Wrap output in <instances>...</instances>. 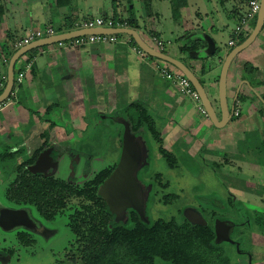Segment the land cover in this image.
<instances>
[{"label":"flooded vegetation","instance_id":"obj_1","mask_svg":"<svg viewBox=\"0 0 264 264\" xmlns=\"http://www.w3.org/2000/svg\"><path fill=\"white\" fill-rule=\"evenodd\" d=\"M240 1L242 5L246 6V0ZM130 8L133 9V7L129 5L127 10ZM244 11L245 9L242 11V13ZM236 14L238 20V17L241 13L238 11ZM253 21L254 20L249 22L248 30L242 32L233 46L243 41L248 36L254 26ZM197 33L201 35H209L204 32ZM259 35L256 37V39L259 37ZM199 38L200 42H198L200 45H198V47L204 50L207 47V43L202 40L200 36ZM187 46L192 47L190 50H187V52L192 51L195 48L193 44ZM233 46L228 47L232 48ZM185 64L191 69V66H189L187 63ZM248 64L252 65L251 63ZM258 71L261 70L257 69V66L254 65H252V70L248 68L243 69L242 78L236 82L235 86L233 87L232 96H229L231 101H228V104H233L232 116L222 127H217L211 122L206 111L201 105L203 109V116H205V118L211 122L212 128L213 126L217 128L212 130H221V128L225 127L228 122H235L243 116L239 102H244L249 99V103L247 104H250L251 102L253 103L254 100H257L260 108L254 107V105L251 103L250 107H252L253 111L251 113V118L247 120H250L254 127L256 126L257 134L255 140L247 142L249 139V131L247 129H243V126L236 127V132L230 131L231 129H228L230 133L229 135H231L232 132L236 133L237 138L235 141L233 136H231V139H228L227 135L225 136L226 139L233 142L236 148L234 152L227 154L221 153L220 150L215 149V145H211L212 147L207 148V151H204L202 148V150L196 152L198 154L201 153L200 155L202 157L209 154L213 155V157L216 159L210 160H212L213 165L217 167L227 166L229 168L236 167L239 169L242 166H245L246 173L252 177L256 176L258 167L264 168V77L260 78ZM17 75L18 71H15L14 67V85L10 95H12L13 90H18L22 84L23 78L21 83L18 84L16 80ZM68 76V79L71 81H73L72 79L75 78L70 75ZM196 76H198L199 80L202 81L200 82L203 84V86L205 83L209 86V83L206 82L205 79L200 77L198 74H196ZM218 76L214 77V80L212 79L210 83L211 86L214 83L217 85ZM74 84L71 86H74ZM83 84H85V81H83L80 86ZM67 86V90L70 92L69 87L71 86ZM2 91L3 89L0 91V93ZM125 91L126 90L122 92ZM246 92H249L250 94H245ZM119 93L118 101L115 103V105H118L119 107L114 108L115 105L112 107L115 111H113V117L116 121V124L118 125V128L114 129L110 133L109 139H107L110 144V149L116 155V159L103 167L93 166V162H96L97 157L88 152L89 145L82 144L83 136L86 132L85 114H82L81 116L76 115L75 124L68 129H62L61 126H59V128H54L53 122H47V126L51 128H43L41 131L37 130L39 134H36V137L39 141L33 146L27 145L29 138L28 135L21 136L20 134L13 131H11V133L6 131L9 133V135L6 133L7 136H5V138L7 139L8 137L10 145L3 144L5 138L4 136H1L0 187L3 184L5 185V189L1 190L0 188V221L4 224L6 229L0 227V232L7 234L12 233V239L18 244L26 247L33 246L37 243H39L41 246L46 244L49 240H51V238L55 237L58 232L57 229L53 227V224L55 223L53 221L54 217L59 214L63 215V213H67L66 216L72 221L76 217L72 212H67V210L63 211V209H65L64 202L66 203V200L72 198L74 195H69L68 192H75L78 189L77 193L82 195L83 198L85 197L88 200L102 202L101 209L104 215L107 216L108 228H111L110 220L112 219L117 223L127 225L129 218H131V222L134 224L133 228L136 225H141L142 222L144 224H154L160 219L163 221H186L189 225L202 226L207 234H210L207 239L210 245L214 246L211 247V250L212 248L214 250L216 249L220 254V258L225 260V264H254L255 259L253 258V249H255V246L250 241V238L251 235L255 233L263 236L264 238V191H255L253 187L251 189L249 184H245L242 189L240 188L242 192H250L251 198L248 199V203L246 204L248 212H251L250 214L241 213L240 211H242V208L235 207L233 201L228 198L227 204L224 205H218L216 201H213L214 205L212 209H205L193 205H184L179 210V216L177 217L171 216L169 218L154 219L151 215L150 207L156 202H159L163 205L172 204L174 200L177 199L178 194L168 191L171 187V181L169 178L164 177V174L161 172L150 169L149 164L151 152H153V150L151 147V140L149 139L147 132L151 135L150 137L153 139V141L158 144L157 152L170 168H176L178 165V159L174 152L178 151L179 149L176 148V146L172 148L164 147L161 132L156 124L155 118L146 107L147 105L145 106L142 101L137 99H128L126 94L121 95ZM132 102H140L144 107L147 108L150 116L154 120L155 127L159 132L158 136L152 133L150 130L145 129L143 126H139L137 128L132 127L133 125L131 121H129L128 117L129 112L133 111V113H137L135 105L131 107L129 106V104ZM212 106L216 111V117L218 121H220L218 97L217 106H214L213 104ZM111 112L112 110L108 111L107 113H103L98 109L97 114L103 118H110L111 116L108 115L112 114ZM123 119H125L129 124L131 133L135 135V138L141 136L147 147V163L141 167V169L137 170V178L141 185L142 196H146L145 216L148 219L147 221H144L140 214L132 208H127L125 215L122 217L123 219L116 221L115 214L110 212L105 199L99 194L98 191L99 187L110 176L118 163L125 132ZM56 130L58 134L55 135ZM105 133L103 128L100 127L99 135H97V137L93 140H96V142H99L100 144L102 136L105 135ZM67 141H73L74 145L70 147ZM241 141H243L244 149L247 151H244L245 154H248L250 151L255 152L258 154V160H251L249 158L241 159L242 153L238 147ZM161 148L165 149L169 154H171L175 158V161L167 160V158L160 152ZM183 152H185L189 158L193 159L186 150H183ZM230 194L233 195L231 192ZM58 207L60 208V213L56 211L58 210ZM222 208H225L223 210H226L224 211L226 215L218 211ZM189 216L194 219H196V216H198V219H200L199 221L201 222H191V220L188 218ZM74 223L76 222H73V227ZM67 227L72 230L73 235L76 237L78 227H74V230L73 228L71 229V226ZM252 227L253 229L250 230ZM247 228H249L250 231ZM216 231L217 233L219 232L220 238L225 239L221 240L220 242H216ZM245 240L248 241L249 246L242 248V242ZM258 248H262L264 250V246ZM13 252L14 245H10L6 248H0L1 260H10L12 258ZM236 255L237 257H235ZM262 261L264 264V257ZM1 262L2 261H0V263Z\"/></svg>","mask_w":264,"mask_h":264},{"label":"rangeland","instance_id":"obj_2","mask_svg":"<svg viewBox=\"0 0 264 264\" xmlns=\"http://www.w3.org/2000/svg\"><path fill=\"white\" fill-rule=\"evenodd\" d=\"M52 1L53 0H51V2ZM110 1L111 0H73L70 5L66 6L64 9L59 10L60 14H56V17L53 16L52 19H50L53 23H57L59 22L58 16H61L63 12L67 13L68 17H72V11L75 13L73 17H76L77 19L92 15H102L101 13L97 12L94 6H98L97 9H99V7H103L104 12L106 13H104V15H107L108 17H124L123 15H125V12L119 10H117V12L115 11L116 13L112 14L110 9ZM2 2H4V0H2ZM157 2V6L162 10H164V7L165 10H168V3L166 1L158 0ZM197 2V7L202 13H204L206 11L207 4L204 2V0H197ZM209 2L214 3L215 7L217 6L216 8L220 12L219 15L220 17H222V22L224 23L225 27L223 32H220L219 34H216L214 36L217 42V48L214 55L206 56L203 52L200 53V59L205 68H209L215 61L218 60V57L223 58L225 56V53L230 48L228 47L227 42L229 40L231 31L234 29L237 23L235 17L229 20L225 18L224 10L220 7L219 0H210L208 1V3ZM133 3L134 9H132V11L136 13L135 15H137L139 18H146L147 13L145 6H143V4L138 0H134ZM226 7L228 10H230L233 7V2L230 1L228 6ZM245 7L246 6L242 4L236 5V9L239 11V13H242ZM126 16L129 15L126 14ZM21 20L23 19L21 18ZM31 26L33 25L31 23H28L24 19L17 27L15 33L17 35H25L31 28ZM155 26L161 33L159 34L161 40H163L165 44V51L170 56L178 57V53H176L175 50L176 46L178 45L179 38L176 33L171 35L172 25L170 24V22L165 20L164 18L158 17L155 20ZM182 29V32L184 33L186 29ZM189 31L190 32L186 30L185 33H187L188 36H191L190 38H196L195 36H197V38L198 36H203L197 33L195 29ZM120 36H123V34H121ZM181 43H183L182 40ZM41 48L46 49V47L44 46ZM125 51L130 53L131 58H136V56L131 53L129 49L126 48ZM253 51L256 52L255 59L258 62L256 65L257 69H260L264 72V29L262 30L259 37L255 40V42L251 44L246 53H251ZM32 53L38 57L37 65L43 58L46 57L45 54L40 55L37 49H34ZM246 58H250V56H247ZM22 59L23 58L20 57L16 61L15 70H17L21 65ZM156 63L157 68L160 65L165 64V62L162 61H157ZM153 71H156L158 74H160L158 69H155ZM162 78L168 80L169 82H172L163 76ZM54 83H56V87H48H50L52 91H54L53 96H55V98L53 99V102L56 103L52 106V110H50L48 114L45 113V115L42 113L41 106L38 107L36 103L27 101L28 95L26 94V92H24L23 95L20 91L16 95V102L18 105L16 103L14 104V115L17 116L16 119L17 121H19L18 123L21 127H24L23 125H25V135L29 136L27 145L33 146L38 143L39 140L37 139L36 134L39 133L37 130L41 131L43 130V128H51L46 124L48 121L53 122L54 128H59V126H61L62 129H68L75 124L76 115L81 116L82 114H85L86 132L84 133L82 144L89 145L88 152L97 157L96 162H93V166L103 167L105 165H108L111 161H114L116 159V155L110 149V144L107 139H109L110 133L114 129L118 128V125L116 124V121L113 117L114 110L112 107L118 101V93L120 90L111 88L108 95L102 96L104 91L102 89L92 88L91 82H86L82 86H80L79 83L75 88L74 86H71L73 85V81L69 79L63 80L61 74L58 73L57 81H55ZM235 84L236 83H234V86ZM67 85L71 86L69 87L70 92L66 90V88H68ZM209 86L206 83L204 84V88L208 93L212 104L214 106H217V85L214 83L212 86L209 84ZM46 89L47 88H45L44 90L45 92H47ZM141 90L144 91L143 85L141 86ZM151 90V87L148 86V88H146L144 92L150 94V96L146 93L145 96H147L148 99H152V101L156 103L157 106L155 107L154 105H150L149 103H147L146 107H148L150 113L155 118L157 126L159 127L163 122L161 121V119H166V117L162 118V116L165 115V110L161 107V104H159L160 102H162L164 96L160 92L152 93ZM66 91L68 92L67 94H65ZM127 96H129L128 99L131 100H135V98H137V96L133 94ZM181 96L185 98L189 102L190 106L194 109L193 104L190 102L189 98L183 94ZM228 101H231V98L229 96ZM118 107V105L114 106V108ZM98 109L103 113H107L108 111L112 110V114L108 115L112 118H103L102 116H99L97 114ZM241 110L242 115H244L245 107H243ZM23 113L27 114V118L20 119L19 115ZM32 114H35V118ZM40 114H42L46 120H38ZM242 123V126L244 127L243 129H247L249 131V139L247 140V142H250L252 140L254 141L257 134L256 126L254 127L253 123L250 120L244 121ZM100 127H102L104 133H106L102 136L101 143L99 144V142H96V140L94 141L93 139H95L97 135H99ZM213 129L217 128L213 126ZM230 131L236 132V127L232 128ZM3 132L4 131L0 123V140ZM234 132H232L231 135H227V138L231 139V136H233V139L235 141L237 135ZM56 134H58L57 130L55 131V135ZM147 135L151 140V147L153 150V152H151V159L149 164L150 169L161 172L164 174V177L169 178V180L171 181V187L168 191L178 194V197L176 196L177 199H175L172 204L163 205L159 202H156L150 207L151 215L154 219L169 218L171 216L177 217L179 216V210L184 205H193L205 209H212L214 205L213 201H216L218 205H224L227 204L228 198L233 201L235 207L242 208L243 212L240 211L241 213H251L248 212L246 205L248 203V199L251 198L250 192H242L241 189L245 184H249L251 189L253 187L255 191H264V168L258 167L256 176L252 177L246 173L245 166H242L239 169H237L236 167L229 168L227 166L217 167L212 163V160L216 159L215 157H213V155L205 153L209 155H204L202 157L200 155L201 153L198 154L196 152H189L191 157L193 158L191 159L181 149L174 152L178 159V165L176 166V168H170L157 152L158 144L153 141V139L150 137L151 135L148 132ZM67 143L70 147L74 145L73 141H67ZM238 147L240 152L242 153L241 159H259L258 154L255 152L250 151L248 152V154H245V152L247 151L246 149H244L243 141L239 143ZM0 188L1 190H4L5 185L2 184ZM77 190L75 192H68L69 195H74L72 196V198L67 199L66 203L64 202L65 209H63V211L67 210V212H72L73 215H75L77 218L75 217L76 219L74 218L72 221L71 219H69V217L66 216L67 213H63V215L59 214L54 217L53 221L55 223L53 224V227H55L58 232L57 235L51 238V240H49L46 244L41 246L39 243H37L33 246L26 247L18 244L15 240H13L12 233L7 234L0 232V248H6L10 245H14L12 258L10 260H4V263L0 264H83L85 249L90 246L96 247L97 244H100L102 241H104L105 232L108 229V225L107 216L104 215L101 209L102 202L88 200L85 197L83 198L82 195L77 193ZM230 192L233 193V195H231ZM223 209L225 208H222L218 211L226 215L224 212L226 210ZM56 211L59 212L60 208L58 207V210ZM73 222H76L74 223V227H78L76 237L73 235L72 230L67 227L71 226V229L73 228L74 230ZM247 229L249 230V228ZM251 229H253V227L250 228V230ZM245 241L242 242V248L249 246L248 241ZM250 241L255 246V249H253V258L255 259L254 264H263L262 260L264 257V250L262 248H258L264 246L263 236H260L256 233L252 234ZM91 254H94L93 251L91 252ZM235 257H237V255ZM156 264L162 263L156 262Z\"/></svg>","mask_w":264,"mask_h":264},{"label":"crops","instance_id":"obj_3","mask_svg":"<svg viewBox=\"0 0 264 264\" xmlns=\"http://www.w3.org/2000/svg\"><path fill=\"white\" fill-rule=\"evenodd\" d=\"M133 1L134 0H111L110 9L112 14L116 13L117 10L125 12V15H123L124 17L113 18L121 22H127L126 18L129 17L126 16V14L129 15V10H127V8L130 5L134 9ZM138 1L145 6L147 13L146 18H139L135 15L136 13H134L136 18L135 27L129 26L127 22L128 27L136 29L145 41H147L148 37L151 35H156L161 40V33L155 26V20L158 17H161L169 21L172 25L171 35L176 33L179 38V42L175 50L176 53H178V57H172L187 63L196 74L210 84L212 79L218 76L224 57H218V60L215 61L209 68H205L200 59V51H202V48L198 47V45H200L199 36L198 38L197 36H195L196 38H190L191 36H188L185 32L186 30L190 32L189 30L195 29L196 32L209 34L215 40L214 36L223 32L225 27L222 22V17L219 15L220 12L216 8L217 6L215 7V4L211 2L208 3L210 0H204L207 6L206 11L202 13L197 7V0H163L168 3V10H165V7L164 10L158 7V0ZM219 1L220 7L224 10L225 18L229 20L235 17L237 20L236 13L238 10L236 9V5H240L241 1ZM230 1L233 2V7L228 10L226 6H228ZM66 6H58L56 4V0H53L52 2L51 0H4V2L0 0V80L3 81V79L6 78L7 62H4V58L8 59L4 54L2 46L7 44V46H12V48L16 50L14 44L26 35H17L15 33L17 27L24 19L33 25L29 30L52 26L55 33H57L71 30L78 22L92 17L110 18L107 15H104L105 12L103 7H99V9H97L98 6H94L97 12L102 15H92L77 19L76 17H73L75 13L72 11L73 18L66 21L65 18L68 15L63 12L61 16H58L59 22L53 23L51 20L52 17H56L60 14L59 10L64 9ZM21 18L23 20H21ZM68 23H71L73 28L69 29ZM59 28H61V30H59ZM182 28L186 29L184 33L182 32ZM8 34H11L9 39ZM129 37L130 36L125 34L123 36L118 35V38L125 41L123 44H91L74 50H65L61 47H57L56 44L44 46L46 49H42L41 47L36 48L40 55L45 54L46 56L38 65V57L35 54L28 52L27 54L25 53L22 56L23 59L21 65L18 68L19 72L24 70L26 65H29V68L24 72L22 84L18 90H13L12 95L0 104V123L4 131L2 136L5 138V136H7V134L9 135L11 131L18 133L21 136L25 135V126L20 127L18 123L19 121L16 119L17 116L14 115V104H17L16 95L20 91L23 95L24 92H26L28 95L27 101L36 103L38 107L41 106V110L44 115L45 113L48 114V112L52 110V106L55 105L56 102H53L55 96H53L54 91H52L50 87H56V83L54 82L57 81L58 73L61 74L63 80H68V75L75 77L74 79L71 78L75 83H73L75 88L83 81H85V83L91 82L92 88L102 89L104 91L102 96L108 95V93H110V89L114 88L115 90H120L119 94H126L127 98L129 97L127 95L133 94L137 96L135 99L142 101L145 106L149 103L150 105H154L156 107V103H154L152 99H148V97L145 96L146 92L144 91L148 88V86H150L152 93L160 92L164 96L162 102L159 104H161V107L165 110V115H163L162 118L166 117V119H161L163 122L158 127L162 135L164 147L172 148L176 146V148L184 151L186 150L188 153H194L199 152L202 148L205 151L207 148L212 147L211 145H215V149L220 150L221 153L227 154L234 152L236 148L233 142L226 139L225 136L230 134L228 129L241 127L242 122L251 118L253 110L250 106L252 102L247 104L249 103V99L244 102H239L241 109L245 107V114L235 122H228V124L221 128V130H212L213 128L211 126V122L203 116V112L199 108L201 106L200 101H193L188 97L190 102L193 104L194 110L190 106L189 102L181 96L182 94L179 92L174 82H169L168 80L163 79L160 74L153 71L155 69L150 65L157 64V60L148 56L146 58V62H141L139 57L130 50L131 42L127 43ZM181 40L183 43H181ZM161 41L163 42V40ZM191 44H193L195 48L192 50L190 55L189 52L184 51L182 48ZM124 47L129 49L130 52L136 56V58H131L130 53L126 52V48ZM249 47L236 55L230 64L226 83L228 93L227 97L232 96L234 83L242 78L244 63L248 62L254 66L258 63L255 59V51L246 53ZM163 52L167 53L165 51V44ZM195 54H198V56L195 57ZM247 56H250V58H246ZM160 66H164L170 70H173V68L175 69V67L166 62L164 65ZM258 75L260 78L264 77L262 71H258ZM142 85L144 87V91L141 90ZM45 88H47V92L44 91ZM124 90L126 91L122 92ZM67 93L68 92L66 91L65 94ZM247 93L250 94L249 92H246L245 94ZM148 95L150 96V94ZM252 104L254 107L260 108L257 100H254ZM49 106L50 108H48ZM32 115L34 117L35 114ZM19 116L20 119L27 118V114L24 113ZM39 118L38 120L41 121L46 120L42 114H40ZM3 144L10 145L8 137L7 139H4Z\"/></svg>","mask_w":264,"mask_h":264},{"label":"water","instance_id":"obj_4","mask_svg":"<svg viewBox=\"0 0 264 264\" xmlns=\"http://www.w3.org/2000/svg\"><path fill=\"white\" fill-rule=\"evenodd\" d=\"M263 25L264 0H261L260 7L256 15L255 24L252 30L243 41L239 42L238 44L230 48L228 52H226V55L224 56V59L221 63L217 83L220 121H218L216 117V111L213 108L211 100L203 84L200 82L198 76H196V74L183 61L174 58L163 51L157 50L149 41V37L148 40L145 41L142 38L141 34L136 29L131 27L71 29L68 31L57 32L50 36L33 40L18 47L9 58V62L6 69V83L3 88V91L0 93V104L6 99H8L9 95L12 92L14 85L15 63L25 53L36 48L52 45L57 42L65 41L80 35L125 34L130 36L135 42V44L140 47L148 56H150L154 60L166 62L172 65L173 67H175V69L173 68V70L179 71L184 77H186L190 81L194 90L197 92L201 105L206 111L211 122L217 127H222L231 118L233 109V104H228L226 94L227 74L229 71L230 64L236 55L245 50L254 42L256 37L262 32ZM201 38L207 43V47L200 52H203L206 56L213 55L216 49L215 40L211 36L204 34ZM191 53L192 51H189L190 55ZM197 56L198 54H195V57ZM143 62H146V60ZM123 124L125 126V132L123 137V146L118 163L113 172L110 174V176L99 187L98 191L99 194L105 199L110 212L115 214L116 221L123 219L122 217L125 215V211L127 208L134 209L140 214L141 218L144 221H147L148 219L145 216L146 196H142L141 185L137 178V170L141 169V167H143L147 163V147L145 141L142 139L141 136L135 138V135L131 133L129 124L126 122L125 119H123ZM196 217V219L192 218L191 216H189L188 218L191 220V222L194 223L201 222L199 221L200 219H198L199 217ZM0 227L6 229L1 221ZM223 239L225 238H220L219 232L217 233L216 231V242H220ZM0 261H2L1 263H4V260H1V258Z\"/></svg>","mask_w":264,"mask_h":264},{"label":"trees","instance_id":"obj_5","mask_svg":"<svg viewBox=\"0 0 264 264\" xmlns=\"http://www.w3.org/2000/svg\"><path fill=\"white\" fill-rule=\"evenodd\" d=\"M72 0H56L58 6L69 5ZM73 17H66L71 20ZM129 26L135 27L136 18L132 8L129 9V17L126 18ZM256 17L254 18L253 25ZM68 28H73L68 23ZM61 30V28H59ZM11 34H8V39ZM191 46H185L184 51ZM7 58L15 51L12 46H2ZM34 50V49H33ZM28 53H32V51ZM27 54V53H26ZM245 69L252 70V65L245 63ZM15 71H18L15 70ZM201 81V80H200ZM202 82V81H201ZM137 113L129 112V121L132 127L143 126L158 136L154 120L149 111L140 102H132ZM128 106V107H129ZM50 108V106L48 107ZM160 152L167 160L175 161V158L165 149ZM111 228L105 232V239L96 247H87L84 251L83 264H225L218 251L211 247L207 237L210 234L202 226L189 225L186 221H156L154 224H144L133 228V222L129 218L127 225L110 220ZM93 251V255L91 252Z\"/></svg>","mask_w":264,"mask_h":264},{"label":"built area","instance_id":"obj_6","mask_svg":"<svg viewBox=\"0 0 264 264\" xmlns=\"http://www.w3.org/2000/svg\"><path fill=\"white\" fill-rule=\"evenodd\" d=\"M261 0H246V7L245 11L241 13L238 17L237 23L234 29L231 32V35L228 40V45L233 46L239 36L242 34L243 31L248 30V24L250 21L254 20L257 15V12L260 7ZM116 27H128L126 21H118L114 18H103V17H92L81 22L75 24L73 29H80V28H116ZM247 28V29H245ZM55 33V30L52 26H45L41 29L29 30L25 36L20 38L15 44L14 47L17 49L18 47L29 43L33 40L50 36ZM149 41L151 44L159 51H163L164 43L156 36L151 35L149 37ZM130 43V50L135 53L141 61H145L148 55L138 47L133 39L129 37L127 43ZM125 43L124 40L118 38V35L114 34H90V35H80L77 37L70 38L65 41H60L55 43L57 47H61L66 50L81 48L84 46H88L91 44H123ZM4 62H8V59L4 58ZM154 69H158L160 74L169 79L170 81L174 82L179 90V92L183 95H186L193 101H199L198 94L194 90L193 86L191 85L190 81L184 77L179 71L177 70H170L164 66H159L157 68V64L150 65ZM29 68V65H26L24 70L18 72L16 80L21 83L22 78L24 76V72ZM6 78L0 80V90L3 89L5 85ZM203 112L202 107H199Z\"/></svg>","mask_w":264,"mask_h":264}]
</instances>
